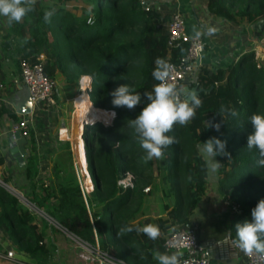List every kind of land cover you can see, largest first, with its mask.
I'll list each match as a JSON object with an SVG mask.
<instances>
[{"label": "trees", "instance_id": "1", "mask_svg": "<svg viewBox=\"0 0 264 264\" xmlns=\"http://www.w3.org/2000/svg\"><path fill=\"white\" fill-rule=\"evenodd\" d=\"M207 3L211 12L227 21L244 19L254 23L264 12V0H207ZM34 8L19 23L8 25L9 33L2 37L1 49L5 55L14 57L17 66L21 58L35 60L44 54L45 72L54 75L59 70L70 83L88 76L90 99L97 111L87 112L83 124L85 142L81 141L82 159L93 181L88 199L85 200L74 171L66 170L63 161L53 162L49 184L36 183L39 157L30 127V150L23 164L29 200L62 227L93 246L97 243L125 264H158L153 253L162 252L163 237L151 240L135 230L117 235L125 227H138L132 219L145 205L144 187L155 179L152 160L145 159L146 153L130 127V120L147 103L143 94L151 92L158 83L152 76L156 58L176 61L185 53L186 45L168 48L162 24L169 20L170 14L161 15L147 0H59L44 5L36 2ZM46 11H54L50 22L44 20ZM60 43L64 50L59 49ZM8 48L12 50L10 54L6 53ZM121 84L139 92L141 104L132 110L114 108L110 93ZM196 84L201 88L197 96L202 106L196 109L188 125L176 124L167 133L174 137L175 143L165 148L163 159H159L158 170L164 166L161 193L164 198L174 196L168 210L173 228L189 224V217L204 193L207 168L197 145L213 136L226 140V150L231 154L229 159L217 157L221 162L217 172L219 186L229 202L240 210V215H246L264 199V167L257 163L258 151L246 146L252 130L251 115L264 114V62H258L250 51L226 69L210 72L201 67L195 82L187 85L184 92L188 93ZM222 105L229 111L221 112ZM230 110L237 115L232 116ZM103 117L109 123L103 122ZM97 120L100 122L95 123ZM208 121L220 123V130L209 128ZM89 126L92 132L87 135ZM125 170L133 173V184L127 188L118 183L119 173ZM238 170L243 171L244 177L230 182ZM168 204L162 203V210ZM32 217L31 211L0 184L3 237L34 264H51L45 229H55L45 220L37 229L31 223ZM167 220L159 218L158 227Z\"/></svg>", "mask_w": 264, "mask_h": 264}, {"label": "crops", "instance_id": "2", "mask_svg": "<svg viewBox=\"0 0 264 264\" xmlns=\"http://www.w3.org/2000/svg\"><path fill=\"white\" fill-rule=\"evenodd\" d=\"M147 1L161 15L171 14L174 10H180L185 17L186 31L189 34H196L198 31L204 40L203 54L197 62V66L186 78L184 82L185 90L189 84L195 82L201 67L207 68L210 72L218 68L226 69L232 62L238 61L242 55L250 51L258 52V62L264 56V12L254 23L247 22L244 19L227 21L209 10L207 0ZM166 22L162 24L164 28H166ZM209 28H213L216 31L209 34ZM8 33L7 18L0 16V78L3 83L0 89V180L5 182L7 178H11L14 184L27 187L28 181L24 176L23 164L25 154L30 150L29 136L23 142V161L15 157L10 151L11 142L16 140V138L11 140L10 132L15 131V124L25 116L18 114L14 105L19 98L26 95L27 89L20 79L19 66L16 65L14 57L5 55L1 49L2 37ZM10 51H12L11 48H8L6 53L10 54ZM39 56H42L43 60L45 59L44 54ZM54 76L58 82L60 81L64 90H66V86L72 85V83L65 80L59 70L55 71ZM84 77L86 76H82L80 79L83 80ZM193 86H197V84ZM62 92L64 93V91ZM78 112L79 110H76L73 115L75 136L79 127L82 126V122H80L81 112L79 113L80 117H77ZM12 114L16 115V118H13ZM52 114L45 107H40L33 114V122L30 125L35 138V153L39 157L38 166L40 164L41 167V163L45 158L51 164L63 161L66 168L71 167V169H74L72 163H76V160L72 161V159L75 155L79 162V157L76 148L74 150L70 147L69 129L60 118L51 117ZM16 142L17 145H20V142L17 140ZM63 146H66L65 150ZM40 152H42V156ZM61 153L64 154V159H62ZM68 162L69 164H67ZM81 165L85 168L82 171L83 174L85 177H89L86 168L87 163L82 161ZM215 174H211L210 177L207 170L206 187L189 217V224L195 228L200 243L210 249V264H244V256L234 246L237 240L234 225L243 216L250 221L251 212L246 215H240V210H236L234 205L229 202L225 194L219 189L218 175L217 173ZM3 176L5 178H2ZM150 194L153 193H149L146 196L144 207L148 206L147 202H155L156 206L160 208L158 213L162 214L163 218L168 219L161 226V231H170L173 226L170 223L171 219L168 217V210L172 206L173 199L169 200L171 201L170 204L165 210H162V203L167 201L161 198V192L157 194V197L162 199L160 200L161 202L157 201L156 194H153V196ZM14 250L17 251L15 247ZM162 253H165V251L162 250ZM167 253L171 254L172 252Z\"/></svg>", "mask_w": 264, "mask_h": 264}, {"label": "clouds", "instance_id": "3", "mask_svg": "<svg viewBox=\"0 0 264 264\" xmlns=\"http://www.w3.org/2000/svg\"><path fill=\"white\" fill-rule=\"evenodd\" d=\"M35 3L36 0H0V16L6 17L8 25L11 26L13 22L19 23L28 13L34 11ZM53 14L54 11H46L45 22H50ZM215 31L213 28L208 29L209 34ZM200 35L201 33L197 31L196 36ZM173 71V66L165 59L156 58L152 76L159 83L153 85L151 92L143 94L147 103L144 104L136 118L130 120V127L138 136L140 147L146 153V160L163 159L164 149L175 143L174 137L167 133L172 131L176 124L188 125L195 117L196 109L200 108L203 103L195 93H184V89H178L175 83L170 82ZM110 95L114 108L126 107L132 110L141 104L142 100L141 94L127 84L117 86ZM225 111L229 110L222 105L221 112ZM230 111L232 116L237 115L235 110ZM113 116H115V112H113ZM250 124L252 130L247 135L246 146L249 150L255 148L258 151L257 163L264 167V114L253 113L250 117ZM208 127L219 131L221 124L208 121ZM197 147L205 159L207 170L212 174L217 173L221 167V162L216 159L217 157L231 158V154L226 150L227 141L215 136L210 137ZM120 186L122 187V185ZM234 228L237 237L236 243L241 251L246 255H252L255 252L264 256V199H260L251 209L250 221L245 219L242 222H237ZM133 230L138 234H145L151 240H156L160 236L158 225L151 223L142 227H125L117 235ZM181 255L182 253L178 250L171 254L155 251L153 258L158 261V264H181Z\"/></svg>", "mask_w": 264, "mask_h": 264}, {"label": "rangeland", "instance_id": "4", "mask_svg": "<svg viewBox=\"0 0 264 264\" xmlns=\"http://www.w3.org/2000/svg\"><path fill=\"white\" fill-rule=\"evenodd\" d=\"M38 4L44 5L45 3H51V2H56L58 3L59 0H36ZM60 50H64V46L62 43L59 45ZM258 52H254L255 58H257ZM260 62H264V56L260 60ZM58 72V71H57ZM59 74V73H57ZM55 77V76H54ZM56 79V78H55ZM56 87H55V97H56V102L57 105L52 109V115L53 118H60L62 122L66 123V127L69 129V138L71 139L70 141V147L75 150L78 153L79 157V162L82 164V154H81V141L84 140L83 134H84V119L87 116V110L86 109H91L90 112L93 111V104L91 102L90 96H89V91L87 93H84L83 89L81 88V82L82 80L80 79L78 82H72V85L66 86V90H64L61 87L60 81L58 82L56 80ZM239 84H242V81H239ZM64 91V93L62 92ZM87 95L88 97L84 98L83 96ZM86 107V108H85ZM76 110H79L77 113V117L81 115V121L82 126L79 127L78 129V134L75 136L74 135V130H73V115ZM81 114L79 115V113ZM100 120H102V117L99 116ZM100 121L97 120L95 123H99ZM111 126V125H110ZM91 126L88 127V133L87 135L91 134L92 130L90 129ZM90 130V131H89ZM68 140V139H66ZM68 142V141H67ZM85 145V144H84ZM36 147V146H35ZM66 147V146H65ZM65 147L63 146L64 150ZM35 150V148H34ZM63 150V151H64ZM85 152V148L83 149ZM41 156H42V152ZM64 153V152H63ZM62 154V153H61ZM62 159H64V154L61 155ZM60 156V158H61ZM217 159V158H216ZM76 163L73 162L72 165L74 169H72L77 177V180L79 182V185L82 189L83 195L85 200L88 199V194L89 192L93 189V181L90 175V172L87 168V173L89 174V178L86 180L85 175L83 174V170L85 168L83 165L80 166L79 162L77 159L74 158L72 161H75ZM84 162V161H83ZM145 163L148 161H144ZM69 164V162L67 163ZM151 168L153 170V175L155 176L154 182L150 186V190L147 192V195L149 193H153L154 195L161 192L160 188L162 187L161 184V173L164 172V166L161 165V170H158V166L160 164L159 159L153 158L152 161L150 162ZM68 167V166H67ZM66 168V167H65ZM66 170H71V167L66 168ZM40 171V173H39ZM243 171H236L234 175L231 176L229 179L230 182H238L240 179L244 177L242 174ZM51 173H52V164L51 162L48 161V159H45L38 166V174L35 177V181L37 184L40 182H45V183H50L51 181ZM131 173V172H130ZM128 173L127 170L122 171L119 173L118 177V182L120 184L121 182H124L126 178L130 177V182H132V177L133 173ZM211 174L209 172V175L211 177ZM216 175V174H215ZM218 175V174H217ZM219 180V175L217 176ZM2 178H5L4 176ZM9 179V180H8ZM7 181L3 182L0 181L10 192H12L19 200V202L25 207L28 208L31 213L33 214V217L31 219V223H34L36 225V228L39 229L40 226L43 223V220L49 222L55 230H51L50 227H46L45 232L48 237V251L50 255V261L52 262L51 264H123V261L118 259L115 255L109 253L107 250H103L99 247V245L96 243L94 246L75 234L71 233L69 230L66 228L62 227L60 224H58L54 219L49 217L42 209L36 207L30 200H29V186L27 183V187L25 186H19L13 183L11 178H7ZM89 180V184L87 181ZM146 187V186H145ZM144 187V188H145ZM154 189V191H152ZM219 189H221L219 187ZM157 191V192H156ZM153 194H150L153 196ZM161 198L167 202H171L169 200L173 199L174 196H170L169 198H164L163 194L161 193ZM158 202H161L159 197L156 198ZM153 201V200H152ZM148 206L145 208L143 207L141 211L132 219V222L136 223L138 227H142L145 224H155L158 225V219L163 218L164 216H161L160 213H158L159 207L156 206L155 202H147ZM173 204V203H172ZM89 209L91 210L90 206ZM163 212V211H161ZM239 219V218H238ZM241 219V220H240ZM237 222H242L247 217H241ZM160 229V228H159ZM166 234L165 230L160 229V236H164ZM10 250H13V255L11 258H8L7 252ZM162 253V252H161ZM0 264H34L33 260L28 259V257L22 253V252H17L14 250V246L3 237L2 232L0 231Z\"/></svg>", "mask_w": 264, "mask_h": 264}, {"label": "built area", "instance_id": "5", "mask_svg": "<svg viewBox=\"0 0 264 264\" xmlns=\"http://www.w3.org/2000/svg\"><path fill=\"white\" fill-rule=\"evenodd\" d=\"M165 31L168 48L181 44L186 45L185 53L179 55L176 61H167L174 68L170 82L175 83L178 89H184L183 84L186 78L197 66V62L203 54L204 40L201 36L197 37L196 34H189L186 31L185 17L180 10L171 12L170 18L166 22ZM19 69L20 79L27 86L30 94L32 109L29 114L15 124L14 129L18 130L23 138H26L30 134V125L33 122V114L36 110L45 107L52 112V109L56 107L55 87L57 82L54 75L45 72L42 56L36 57L35 60L21 58ZM87 84L90 91V82L88 81ZM2 86L3 83L0 78V89ZM0 184L2 183L0 182ZM120 185L123 188L132 186L130 177L126 178L124 182L120 181ZM144 190L148 192L150 186H146ZM162 244L165 252L178 250L182 253L180 257L181 264H210L211 251L207 246L200 243L195 228L190 224L180 225L166 232ZM234 246L240 250L236 242ZM13 253L12 250H9L6 256L11 258ZM241 253L244 256V264H264V256L261 254L254 252L252 255H246L243 251ZM123 264L125 263L123 262Z\"/></svg>", "mask_w": 264, "mask_h": 264}, {"label": "water", "instance_id": "6", "mask_svg": "<svg viewBox=\"0 0 264 264\" xmlns=\"http://www.w3.org/2000/svg\"><path fill=\"white\" fill-rule=\"evenodd\" d=\"M26 89H27L26 95L19 98L15 102V105H14L15 110L18 114L27 115L31 112V109H32V101H31L27 86H26ZM200 91H201L200 87L193 86L189 89L188 93H195L196 95H198ZM10 134H11V140L12 139L14 140L16 138V140L18 142H20V145H17L16 140L12 141L10 144V151L15 157H17L19 160L23 161L22 153L24 152L23 142H24L25 138H23L20 135V132L18 130H15L14 132H10Z\"/></svg>", "mask_w": 264, "mask_h": 264}, {"label": "bare ground", "instance_id": "7", "mask_svg": "<svg viewBox=\"0 0 264 264\" xmlns=\"http://www.w3.org/2000/svg\"><path fill=\"white\" fill-rule=\"evenodd\" d=\"M88 80H89V77L86 76V77L83 78V80L81 82L82 83L81 84V88L83 89L84 93H87V91H89V87H88V84H87V81ZM83 97L86 98L88 96L85 95ZM90 104H92V103H90ZM92 109H93V111H97V109L94 107V105H93V108ZM86 110H87V112H90L91 109H86ZM103 122L109 123V121L105 117H103Z\"/></svg>", "mask_w": 264, "mask_h": 264}]
</instances>
